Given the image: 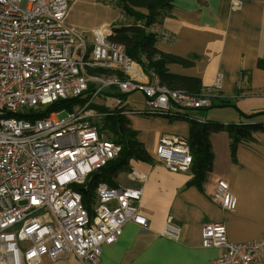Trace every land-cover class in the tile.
<instances>
[{
	"label": "built area",
	"instance_id": "obj_1",
	"mask_svg": "<svg viewBox=\"0 0 264 264\" xmlns=\"http://www.w3.org/2000/svg\"><path fill=\"white\" fill-rule=\"evenodd\" d=\"M240 5L231 0L232 8ZM68 9V0H0V264H39L43 257L67 255L94 264L127 222L147 226L140 213L147 174L136 167L126 174L133 184L98 181L91 206L83 201L82 185L121 148L92 118L100 112L90 105L104 90L144 95V109L128 110L120 97L109 109L166 116L208 107L222 88L221 73L194 92L161 84L144 71V57L134 59L111 38L124 17L85 32L66 22ZM89 88V100L66 116H58L65 107L48 110ZM155 156L170 171H189L192 164L183 135H161ZM215 195L223 208L234 207L225 182L217 183ZM179 234L180 227L167 220L162 235L176 240ZM201 246L220 250L208 264H262L264 235L231 242L224 223L208 222Z\"/></svg>",
	"mask_w": 264,
	"mask_h": 264
},
{
	"label": "crops",
	"instance_id": "obj_2",
	"mask_svg": "<svg viewBox=\"0 0 264 264\" xmlns=\"http://www.w3.org/2000/svg\"><path fill=\"white\" fill-rule=\"evenodd\" d=\"M170 1L171 15L157 24L165 36L162 34L155 46L194 64L168 63L166 68L199 78L203 87L210 86L221 73L222 88L216 99L229 100L223 107L234 108L235 113L222 120L223 128H212L209 133L212 165L201 186L188 182L190 171H170L155 156L161 135L188 136V121L127 115L137 140L152 158L148 162L134 160L131 165L138 168L139 164L138 169L147 174L140 205L147 226L127 222L114 243L102 246L94 264H208L220 253L217 248L201 246L202 227L208 222L224 223L231 242L264 235V133L255 132L253 140L241 139L232 150L231 135L225 129L228 123L245 121L237 109L264 111V68L257 66L258 59L264 60V0H241L238 9L231 7V0ZM193 110L187 111L189 117L209 122L207 114ZM114 181L116 186L133 184L126 175L119 179V173ZM219 181L226 183L234 198L232 209L223 208L215 195ZM169 219L180 227L176 240L162 235ZM259 260L264 264V256ZM39 264L80 263L74 255H67L56 260L43 257Z\"/></svg>",
	"mask_w": 264,
	"mask_h": 264
},
{
	"label": "trees",
	"instance_id": "obj_3",
	"mask_svg": "<svg viewBox=\"0 0 264 264\" xmlns=\"http://www.w3.org/2000/svg\"><path fill=\"white\" fill-rule=\"evenodd\" d=\"M120 9L121 17L131 18V22L119 24L114 28L111 38L121 43L128 55L136 60L145 58L143 69L147 73H154L158 76L159 82L172 89H184L187 91H199L203 88L201 81L197 77L174 74L168 71L166 64L177 63L184 67L192 66L194 61L184 57L167 53L155 46L156 40L164 34L157 26L165 16L171 15L173 8L170 0H114ZM138 21H140L138 23ZM257 66L264 68V60L258 59ZM94 72L112 73L109 70L100 68L93 69ZM121 75V73H119ZM91 86V85H90ZM91 88L86 90L82 96L69 101L56 102L51 107H65L72 110L73 105H83L91 97ZM127 94H121L114 88H108L100 96L121 97L123 100ZM239 94V93H238ZM123 97V98H122ZM216 99V98H215ZM222 105H229L230 101L226 98L221 99ZM75 105V106H76ZM97 102L90 106L97 109L101 116L99 122H94L102 133L114 142L120 144V153L113 160H110L104 167L91 174L87 182L82 185V197L86 207L91 206V197L98 181H106L115 185L114 178L123 170H128L130 160L151 161V156L147 153L144 146L137 140V132L131 126L129 117L122 114L118 107L109 109L105 104L98 105ZM211 104L207 109L212 107ZM192 110V109H191ZM241 119L238 123H228L225 129L231 135V148L241 139H254L255 132L264 133V121L259 120L264 117V111L253 113H244L237 109ZM189 111V110H187ZM187 111H179L175 115H166L169 119L182 118L188 121L189 132L187 136L190 152L192 155V164L190 173L192 174L189 183L201 186L206 174L210 171L212 165L213 153L209 141V133L213 129L223 128V123L198 121L188 116Z\"/></svg>",
	"mask_w": 264,
	"mask_h": 264
},
{
	"label": "rangeland",
	"instance_id": "obj_4",
	"mask_svg": "<svg viewBox=\"0 0 264 264\" xmlns=\"http://www.w3.org/2000/svg\"><path fill=\"white\" fill-rule=\"evenodd\" d=\"M68 5L69 9L66 16V22H68L71 26L84 29L85 32H89L92 29L101 26V22L118 23L117 20L120 18V9L117 7L114 0H68ZM125 20L126 22H131L132 19L125 17ZM218 74L219 72L216 77ZM219 81L222 83V77ZM115 98L118 97L102 98L99 95L94 99V101L97 102L98 105L105 104L106 106H111L114 104ZM123 100L125 101L128 110L144 109V95L140 91H133L129 93ZM75 105H73L72 110H75L80 104ZM223 106L226 105H222V101L220 99H215L212 107L207 109H195L193 111L201 112L205 116L207 114V120H209V122L223 123L224 121L222 120H228L227 117L231 116L232 112L235 113L234 108ZM68 111L69 110L67 109H63L58 113V116L64 117L67 115ZM100 117L101 116L98 114L92 118L93 121L95 120L99 122ZM133 162L134 160H130V165L133 166ZM137 167L139 168V164ZM129 169L119 172V179L121 177H125Z\"/></svg>",
	"mask_w": 264,
	"mask_h": 264
}]
</instances>
